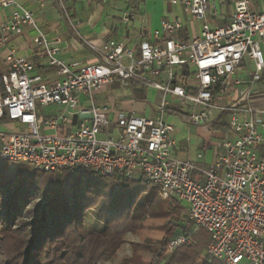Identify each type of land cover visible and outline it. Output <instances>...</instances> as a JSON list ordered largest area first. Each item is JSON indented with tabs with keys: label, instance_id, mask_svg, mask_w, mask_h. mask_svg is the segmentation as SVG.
<instances>
[{
	"label": "built area",
	"instance_id": "built-area-1",
	"mask_svg": "<svg viewBox=\"0 0 264 264\" xmlns=\"http://www.w3.org/2000/svg\"><path fill=\"white\" fill-rule=\"evenodd\" d=\"M170 2L200 22L197 36L183 41L181 21L162 19L151 39L137 47H128L124 39L97 44L82 37L96 62L75 69L56 57L58 39L47 38L30 10L16 0H0V7L12 8L0 22V45L29 27L32 42L45 51L56 73L48 83L33 73L32 60L9 48L0 73V127L5 128L0 130V160L28 162L44 171L143 177L158 186L162 199L185 204L186 230L169 239V250L203 229L209 258L264 264V157L256 151L264 138L253 117L264 110L250 104L264 67V11L239 0L227 21L211 26L210 0ZM132 18L134 13L125 11L121 21ZM241 64H246V76L236 73ZM114 76L132 89L157 91L160 103L151 105L153 115L118 113L114 118L111 106L95 104L93 93ZM219 98L225 101L217 103ZM37 104L63 110L43 119ZM168 109L186 113L192 125L205 124L215 111L227 113L233 137L217 139L219 153L207 166L178 159L173 155L175 128L165 118ZM98 134L106 136L98 139Z\"/></svg>",
	"mask_w": 264,
	"mask_h": 264
},
{
	"label": "trees",
	"instance_id": "trees-1",
	"mask_svg": "<svg viewBox=\"0 0 264 264\" xmlns=\"http://www.w3.org/2000/svg\"><path fill=\"white\" fill-rule=\"evenodd\" d=\"M263 103L250 101L256 108ZM149 184L140 176L44 171L28 162L0 170V264H97L115 253L125 234L147 229L149 221L159 247L142 246L151 250L154 264H223L207 256L203 229L193 241L168 249L169 239L186 230L185 213L176 199H162ZM128 264L145 263L134 256Z\"/></svg>",
	"mask_w": 264,
	"mask_h": 264
},
{
	"label": "crops",
	"instance_id": "crops-1",
	"mask_svg": "<svg viewBox=\"0 0 264 264\" xmlns=\"http://www.w3.org/2000/svg\"><path fill=\"white\" fill-rule=\"evenodd\" d=\"M16 1L33 13L37 25L47 38L50 40L58 39L57 47L59 51L56 57L72 64L75 69L96 62L94 54L82 43V37L97 44L108 39H124L128 47H137L141 40L151 39V32L159 27L162 19L181 21L182 27L179 33L183 41L191 40L197 36L200 28V22L191 19L180 5L172 4L170 0H60L64 4V13H62L57 0ZM237 1L239 0H210L212 12L207 15L208 23L211 26H216L227 21ZM248 7L254 11H264V0H249ZM11 10L10 7H0V22H5L9 18ZM125 11L134 13V18L127 24L121 21L122 14ZM32 37V30L26 27L20 35L14 36L6 44L0 45V73L6 68L4 57L9 48L12 47L18 55L28 57L33 61V73L40 75L48 83H52L56 79V73L52 67L47 65L45 51L32 42ZM250 72L248 66L247 77ZM236 73L238 76L245 73L244 76H246V64L245 67L241 64ZM148 91L150 90H142L141 92L147 97ZM145 97H141L142 100L139 98L131 99L128 103L131 112L120 113L129 115L134 112L138 115H153V111L150 110L151 106L147 107L144 102ZM252 98L259 104L262 99L264 101V67L260 80L254 86ZM224 101L225 99L222 98L216 99L217 103H223ZM51 106H55V109L58 110L56 113H50L51 116L63 110L62 106ZM252 107L257 111H262L264 110V103L258 108ZM177 112L186 115L182 111L168 109L165 112L167 121L168 115ZM111 115L113 116V113ZM253 117L257 121L258 130L264 138V113L255 114ZM215 123L216 126H224L226 130H223L222 134H213L212 128H214ZM227 123V113L213 112L211 119L205 124L193 126L201 128L200 131L204 132L202 134L195 133L197 139L199 138V141H202L203 151L193 152L189 150L188 147L193 140H196V137L183 138L179 136V139L174 136L177 144L173 148V155L178 159L191 161L200 166L211 164L219 152L215 147L216 141L210 142V140H205L204 137L214 135L217 136V139L221 137L232 138L233 133ZM187 126H191V124L187 123ZM211 145L215 147V150H210ZM256 151L260 157H264V144L259 145Z\"/></svg>",
	"mask_w": 264,
	"mask_h": 264
},
{
	"label": "rangeland",
	"instance_id": "rangeland-1",
	"mask_svg": "<svg viewBox=\"0 0 264 264\" xmlns=\"http://www.w3.org/2000/svg\"><path fill=\"white\" fill-rule=\"evenodd\" d=\"M58 5L62 10V13H64V4L63 1L57 0ZM76 35V34H75ZM78 37V36H76ZM186 67H183V70H185ZM146 95L144 96L143 92L139 90L132 89L131 87L124 86L121 84L120 80L114 76L112 82L104 84L99 91L93 93L92 98L95 104H104L111 106L113 108L114 112V118L117 117L118 113L120 112H127L130 113L131 108L128 105L129 101L133 98H140L145 97L144 102L146 103L147 107L151 106L155 103H160V94L157 93V91L150 89ZM38 109L37 113L38 116H41L42 118H48L51 116L50 113L54 112L56 113L58 110L55 109V106H46V107H40L39 104H37ZM187 107H184L183 110H186ZM168 121L174 126L175 132L174 136H177L179 139L180 137L186 138V137H196V140H193V142L188 147L189 150L193 152H200L203 151V145L202 141H199V138L197 139V136L195 133H204L203 131H200L201 128H195L194 125L191 124V126H187V123H189L188 118L186 115L179 116L178 114H171L168 115ZM190 124V123H189ZM208 127L209 125L206 124ZM11 126V123L9 124ZM188 127V128H186ZM200 127V126H199ZM195 128V129H194ZM112 129V127H111ZM110 129V130H111ZM0 130H5L4 127H0ZM213 134H222L224 131L218 126H214L212 128ZM106 134H98V139H104ZM180 136V137H179ZM205 136V135H204ZM217 136L211 135L210 137L205 136V140H210V142L217 141ZM219 138V137H218ZM210 150H215V147L211 145ZM16 162L11 161H5L0 160V170L5 171V168L11 167L15 165ZM2 173V172H1ZM150 186H155L157 189L158 186L151 183ZM180 206H184V203H179ZM147 225V229H142L139 233H127L123 236L124 242L122 245L115 251L114 254H112L107 259L101 260L97 262V264H128V260L131 257H137L143 263L145 264H154L155 259L150 249L143 248V244H150L153 248L159 247L157 242L160 240L158 235L155 232V224H153L151 221L148 223H145ZM194 238H191L190 242L193 241ZM201 254L204 255V250L201 251Z\"/></svg>",
	"mask_w": 264,
	"mask_h": 264
}]
</instances>
